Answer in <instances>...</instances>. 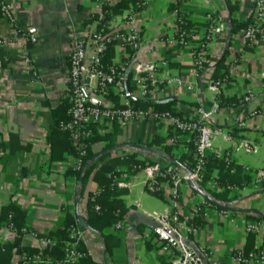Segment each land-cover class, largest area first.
Wrapping results in <instances>:
<instances>
[{"label": "crops", "instance_id": "0c3cea01", "mask_svg": "<svg viewBox=\"0 0 264 264\" xmlns=\"http://www.w3.org/2000/svg\"><path fill=\"white\" fill-rule=\"evenodd\" d=\"M120 1L126 4L113 12L114 27L120 29L124 16L132 15L147 44L139 60L164 62L162 69L191 87L187 90L182 86H167L155 103L173 102V111L186 119L195 118L199 106L218 104L220 110L210 125L220 126L221 133L212 138V149L206 151V157L213 154L220 158L219 155L229 153L231 163L240 168L244 179L229 185L230 189L213 186L211 181L206 187L200 182L195 189L181 182L174 199L172 190H148L146 168L134 171L129 167L132 162L121 163L118 166L122 173L129 174L128 179L112 184V192L127 209L121 226L117 227L118 222L105 225L101 234L88 228L83 221L89 214L88 200L100 191L92 180L94 172L83 184L70 173L75 165L74 157L58 153L57 146L56 158H52L49 124L51 111L68 93L66 65L71 36L99 28L94 23L87 24L93 0H1L14 5L16 27L0 16V39H3L0 44V212L8 204L25 212L24 222L36 236L26 234L15 238L2 223L0 243L4 250L0 249V264H20L21 253L36 251L40 247L38 239L56 230L66 213L78 218L80 244L90 264H168L171 256L163 252L167 242L209 251L217 264H237L231 259L236 252L264 250V182L255 185L258 173L264 172V113L260 112L264 108V43L250 48L238 33L230 32L231 21L241 24L250 18L254 0L116 2ZM140 2L145 6L139 9ZM175 8H179L198 34L204 32L210 19L223 24V31L209 45L207 65L199 76L193 64L192 47L175 49L164 43L173 35ZM16 29L36 33L39 44L29 43ZM21 50L26 51L35 66L37 82L31 80L20 57ZM112 51V63L119 62L118 50ZM223 57L226 69H215ZM214 73L217 78L212 77ZM158 80L162 81L161 74ZM129 90L132 92L133 86L129 85ZM247 94L253 96L252 101L241 104V97ZM106 101L113 106L123 104L122 97L113 92H109ZM250 111L257 113L244 120ZM240 120L246 123L243 129L238 126ZM155 137L161 138L160 145L147 152L138 147H124L112 157L135 153L142 159H150L144 164L162 170L180 169L177 161L190 154L193 136L175 130L168 120L118 126L114 144H148ZM102 145L95 143L93 151H100ZM157 147L168 148L173 162L155 156L153 151ZM145 194L156 197L160 209H144L141 197ZM206 198L222 208L209 207ZM153 212L159 215L158 221L146 218ZM176 213L178 219L172 222ZM258 220L260 232L247 233L245 223ZM192 227L197 228L195 235ZM145 233L149 234L148 240L144 239Z\"/></svg>", "mask_w": 264, "mask_h": 264}, {"label": "built area", "instance_id": "2783aa9c", "mask_svg": "<svg viewBox=\"0 0 264 264\" xmlns=\"http://www.w3.org/2000/svg\"><path fill=\"white\" fill-rule=\"evenodd\" d=\"M117 0H93V11L90 18L96 17L94 24L98 25L97 31L87 29L85 32L76 33L71 36L69 42L68 63L66 65L67 76V96L69 100L68 114L70 120L61 123V130L67 131L73 145L84 150L85 145L82 140L88 138L91 134L88 125H96L100 133H105L113 124L125 126L130 122L149 121L159 122L168 120L170 125L177 131L193 136V146L195 148V160L193 167L186 170L183 166L175 170L173 167H167L162 170L158 166H152L148 163L141 164L131 163L130 169L139 170L144 167L149 172L147 179V188L151 192L168 189L172 190L174 199L177 197L176 188L181 182L197 186L202 182L205 171L206 151L211 150V141L214 135L221 133L220 126H211L210 121L215 118L220 110L215 102L210 105L199 106L195 110V118H177L169 112H154L153 110L135 109L130 104L131 98H136L148 103L158 101L160 93L165 87L177 85L191 90L186 86L184 81L179 77H173L166 69H162L164 62L140 61L139 57L146 47L141 31L133 21L131 14L124 16L120 29L114 27V16L109 8L114 6ZM180 1V0H178ZM137 6L143 8L145 3H137ZM1 16L4 20L15 26L14 5L12 3L0 2ZM173 18V35L164 43L175 49L192 47L193 64L196 74L203 65L207 63L209 57V45L213 38L223 31V24L220 20L210 19L204 32L198 34L187 27V21L179 8L172 12ZM251 23L238 32V37L247 47H253L259 42L264 43V0H254L251 13ZM20 36L33 45L39 44V37L36 33H29L22 29H16ZM3 39H0V44ZM110 49H117L119 53V62L105 64L103 62L105 53ZM20 57L27 66L31 80L38 81V74L35 66L28 58L26 51L21 50ZM158 74H161L162 81L158 80ZM225 80H223L224 82ZM129 85L134 90L130 92ZM109 92L122 97L123 104L116 107L106 101ZM1 98V97H0ZM253 96L247 94L241 97V104H248L252 101ZM264 113V108L260 110ZM257 112L250 111L245 114V119L255 115ZM240 120L238 126L245 128L246 123ZM83 152H81V155ZM221 156V157H220ZM227 164L231 163L230 154L219 155ZM81 162L75 159L73 169L79 170ZM234 170H231L233 173ZM129 174H124L117 166L112 174V184L118 183V180L128 179ZM264 182V172H259L255 180V185ZM213 186H220L216 180L212 181ZM224 187V186H223ZM230 189L231 186H225ZM98 193V192H97ZM94 193L91 200L97 195ZM138 206V202H135ZM209 207L212 205L208 202ZM95 211L99 207L95 205ZM200 208L197 206L195 212L198 213ZM151 221H158L159 215L156 212L146 215ZM177 213L172 216V222L177 221ZM4 224V223H3ZM9 234L19 238L26 234L35 235L25 228L19 231L12 230L10 225L4 224ZM121 222L117 223V227ZM170 228V227H169ZM246 232L255 234L261 230V221H252L245 223ZM191 232L195 235L197 228L192 227ZM36 236V235H35ZM69 241L64 248V256L60 260H52L43 253L46 248L53 246L54 243L46 238L40 237V247L33 253L23 252L20 255V264H76L79 259L85 256V253L78 249L81 243V233L77 225L69 229ZM1 239V238H0ZM144 239H149V234H144ZM177 249L174 252V249ZM0 249L4 250L1 246ZM163 252L171 256L168 264H217L211 253L204 249H197L183 243L170 244L167 242L163 245ZM232 261L237 264H264V250L255 249L247 253L236 252L231 257Z\"/></svg>", "mask_w": 264, "mask_h": 264}, {"label": "trees", "instance_id": "16d2710c", "mask_svg": "<svg viewBox=\"0 0 264 264\" xmlns=\"http://www.w3.org/2000/svg\"><path fill=\"white\" fill-rule=\"evenodd\" d=\"M1 2V0H0ZM123 4H126L125 1H120L116 3L114 6H111L109 9L112 12H118V9L122 7ZM1 16V11H0ZM2 17V16H1ZM96 17H92L88 20L87 24L93 23ZM249 23H251V18H249L246 22L238 24L234 21H231V34H237L241 29L246 28ZM187 27L191 29L189 23H186ZM99 29V28H98ZM113 49L108 50L105 53L103 62L107 65L112 64L113 58ZM224 57L216 64L215 69H226L223 65ZM207 65L204 64L203 68ZM202 69L199 70L198 76L201 73ZM225 73V72H224ZM213 78L216 77L214 73ZM217 78V77H216ZM173 102L167 103H135L131 102L130 104L135 109L141 110H153L154 112H169L172 116L181 118L180 115L175 113L171 108ZM69 100L68 96L61 99V102L58 107L51 111V120L49 124L50 138L49 142L51 143L52 148V158H56L57 154V146L60 151V154H67L69 156L74 157L75 159L80 160L81 168L79 170L72 169L70 173L73 174L77 180L84 184L87 177L94 172L92 180L98 186L97 195L94 197V200H91L89 197L88 200V210L89 214L86 219H84V223L88 228H91L93 231L101 234L102 227L105 225L115 224L122 220L125 215L127 209L122 204L120 200H118L113 191L112 185V174L116 167L125 162H132L143 165L144 162L149 161V158H140L135 153L124 154L121 156L112 157V154L120 148L124 147H138L137 149L143 151H149L154 146H159L161 143L160 137H155L148 144L141 143H132L121 146H116L114 144V136L117 132V124H113L111 128L105 133H100L99 128L96 125H88V129L91 134L88 138L82 140L85 145L84 150L77 149L69 136L67 131L61 130L60 124L66 123L70 120V115L68 114L69 109ZM116 107H118L116 105ZM110 129H113L110 130ZM95 143H103L100 151L94 152L93 145ZM144 145V146H143ZM159 149H155L153 154L155 156L162 157L167 161L173 162V158L169 156V149L166 147H157ZM81 152L83 154L81 155ZM112 157V158H111ZM195 160V148L193 144H191L190 154L187 157H181L180 160L177 161L179 166H183L186 170H190L193 166V161ZM205 171L201 184L203 187L207 186L208 182H212L216 180L221 187H225L236 183L239 179H244L240 176V168L230 163L227 164L224 159L217 158L215 155L210 154L205 158ZM234 170L231 173V170ZM215 173V174H214ZM195 189L196 187L192 185ZM215 194H213L214 196ZM92 196V195H91ZM208 203L216 208H222L213 202L212 200L206 198ZM97 205L99 207V211H95L94 207ZM25 212L19 210L12 204H8L1 209L0 212V226L2 223L6 225H10L12 230L19 231L22 228L30 231L28 226L24 222ZM198 220V217H196ZM78 218L76 216L70 215L68 213L65 214L64 222L54 231L48 232L45 236L50 239L54 245L46 248L43 253L47 255L52 260H60L64 256V248L67 246V242L69 241V229L73 225H77ZM104 237V236H103ZM106 240V239H105ZM78 249L85 253V256L78 260L76 264H90L91 260L86 254L84 248L81 244H79ZM35 252V251H34ZM110 252V247L107 244V254ZM248 252V251H247ZM247 252H244L247 253ZM33 253V252H30ZM1 261V260H0Z\"/></svg>", "mask_w": 264, "mask_h": 264}, {"label": "rangeland", "instance_id": "374dc122", "mask_svg": "<svg viewBox=\"0 0 264 264\" xmlns=\"http://www.w3.org/2000/svg\"><path fill=\"white\" fill-rule=\"evenodd\" d=\"M131 201V199H130ZM142 207L146 210L160 209V202L156 197L145 194L141 197Z\"/></svg>", "mask_w": 264, "mask_h": 264}, {"label": "water", "instance_id": "95a60500", "mask_svg": "<svg viewBox=\"0 0 264 264\" xmlns=\"http://www.w3.org/2000/svg\"><path fill=\"white\" fill-rule=\"evenodd\" d=\"M131 102H135V103H139V104L145 103L144 101H141V100L136 99V98H131V99H130V103H131Z\"/></svg>", "mask_w": 264, "mask_h": 264}]
</instances>
